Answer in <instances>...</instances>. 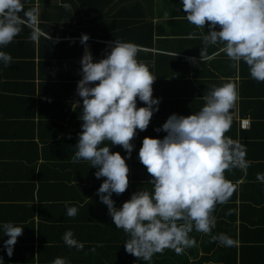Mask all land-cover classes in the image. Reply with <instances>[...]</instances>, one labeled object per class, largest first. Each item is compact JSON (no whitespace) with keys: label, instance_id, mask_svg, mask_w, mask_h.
<instances>
[{"label":"crops","instance_id":"obj_1","mask_svg":"<svg viewBox=\"0 0 264 264\" xmlns=\"http://www.w3.org/2000/svg\"><path fill=\"white\" fill-rule=\"evenodd\" d=\"M33 6L38 9L37 26L42 34L32 40V29L26 26L24 37H15L4 47L14 61L23 62L19 69L26 75L18 92L7 94L0 103V223L12 221L24 227L11 256L3 247L8 237H0L4 264H51L47 258L62 257L57 251L68 247L62 238L66 230L71 229L79 240L82 233L78 229L86 227L87 232V225L96 220L91 209L86 210L85 221L74 220L79 212L75 217L67 215L68 206L98 197L97 189L106 179L95 176L97 169L90 161L72 162L82 131L83 103L77 82L82 78L84 52L90 51L99 60L115 39L138 45L137 58L157 76L152 87L153 96L160 98L159 110L147 129H137L131 141L135 146L131 157L138 163L135 170L142 176L150 173L139 160V148L146 136L166 135L156 131V121L168 93H182L177 97L185 102L173 112L187 116L204 105L203 96L212 86L228 81L236 84L238 98L229 113L231 127L224 135L242 146L248 167L229 169L236 176L228 180L236 183L237 196L221 204L215 217L216 222L227 219L232 227L213 233H226L236 243L226 247L207 240L211 233L200 232L199 255L191 259H198V264H264V182L256 175L264 173V81L252 78L245 62L232 61L221 50L222 43L205 46L202 37L210 31V22L204 28L189 22L181 0H34ZM77 8L89 29L74 35V25L83 26ZM82 34L89 35L83 44L76 41ZM201 50L210 58L202 61ZM173 79L182 85H170ZM144 103L137 98V107ZM243 119H249L246 127H242ZM109 143L111 151L126 155L121 145ZM225 204L227 216L222 213Z\"/></svg>","mask_w":264,"mask_h":264},{"label":"clouds","instance_id":"obj_2","mask_svg":"<svg viewBox=\"0 0 264 264\" xmlns=\"http://www.w3.org/2000/svg\"><path fill=\"white\" fill-rule=\"evenodd\" d=\"M181 4L189 22L203 28L210 22V31L202 37L205 46L222 43L221 50L232 61L245 62L251 77L264 81V0H181ZM37 25V8L26 9L24 0H0V63H11V55L2 46L12 42L22 26L32 29V40L39 38L42 33ZM88 39V34H82L80 42ZM108 48L99 60L86 50L80 61L82 78L77 82V93L83 103L79 116L82 131L72 162L90 161L97 169L95 176L106 177L97 192L115 227L128 235L124 242L127 252L146 261L166 248L180 254L196 245L190 236L193 229L207 234L215 227L214 209L227 202L234 191L225 170L248 167L242 146L224 135L231 127L229 113L238 98L237 86L232 81L212 86L197 112L168 116L156 129L166 132L163 138H143L138 156L151 174L148 183L152 189H139L117 208L112 195L129 187L126 157H131L135 147L131 141L138 134L137 129H147L153 113L159 110L160 98L153 96L152 85L157 76L137 58L138 45L115 39ZM209 58L201 50L200 59ZM137 98L145 102L144 106L137 107ZM109 142L121 145L126 155L111 151ZM256 175L264 182V173ZM77 213L75 205L67 207L68 216ZM0 230V237H8L3 247L11 256L24 227L6 221L0 223ZM62 238L69 247L84 248V242L76 239L71 229ZM211 239L226 247L236 243L226 233L211 235ZM90 251L94 252L95 246ZM0 264H4L3 257ZM51 264L70 261L56 257Z\"/></svg>","mask_w":264,"mask_h":264},{"label":"trees","instance_id":"obj_3","mask_svg":"<svg viewBox=\"0 0 264 264\" xmlns=\"http://www.w3.org/2000/svg\"><path fill=\"white\" fill-rule=\"evenodd\" d=\"M33 2L34 0H24L25 8L26 9L33 8L34 7ZM77 9H78V17L80 21L83 22L82 23L83 26L75 27L74 25L73 28L74 35L81 34L85 32L87 29H89V27H87L88 22H86L85 19L84 20L82 19V16L80 15L79 12V8ZM44 17L46 18V20H48V17L45 14ZM91 20L94 21L93 18ZM90 28L94 29V26H91ZM25 30H26V26H22V31L16 36V38L24 37L26 35ZM76 41L78 42L81 40H76ZM4 47L6 48V46H2V50L6 51ZM9 54L12 56L11 53ZM20 66H23V62L20 60L14 61L12 59L11 63L7 66H5L3 63H0V103L5 102V98H7V94L10 95L12 92L15 93L18 92L17 90L18 86L22 85L24 81H26L23 79L24 77H26V75L25 74L22 75V71L19 69ZM34 73L35 70L33 69L30 72L32 77H34ZM170 85L173 86L182 85V81L178 79H173L172 81H170ZM180 95H182L180 91H174L173 93H168L167 96H165V98L162 99L163 101H161V107H163V109L161 108L162 112L159 113V119L156 121V126L160 127L167 120L169 115H171L172 113H176L173 111H177L181 109L180 105L182 102L185 101L183 99H178L181 98V97H177ZM130 158H134V159L131 160ZM130 158L126 159V163L129 165L130 168L129 187L119 195H117L116 193H113L112 195V199L115 201V207L117 208L121 207L123 202L130 199L131 194L138 191L139 189L141 188L147 190L152 189V185L148 183L151 179V174H148L146 177L145 174L144 176L138 174L137 171L135 170V167L138 164V163L136 164L137 159H135V157H130ZM130 162H132V164ZM145 168L146 166L144 165L143 169ZM138 169H141V167L137 166V170ZM237 172H239V170ZM225 177L227 179H232V177H236V176L233 175L232 172H230V170L228 169V172L225 171ZM232 184L234 185V191L228 200H231L232 197L237 196L238 187L236 183H232ZM106 206L107 205L104 204L99 199V196L95 197V199H92L87 203H84L83 205H76L80 215L82 213H83L82 215L86 214L87 209L88 210L91 209L92 213H94V211L96 212L94 213L96 220L91 221V224L87 225V232H85L86 227H81V228H79V226L77 227L79 228L78 229L79 234L82 233V236L79 237L80 238L79 240L84 242L86 241L88 243L84 244L83 249H79V250L76 249L75 247H69V246H68L69 248L66 247L67 250L60 249L59 251H57L59 252L57 253V255H63L62 257L70 261V264H198L199 260L191 259L192 258L191 255L194 256L197 255V257L199 255L198 244L201 240V237L199 236L200 234L198 233L200 232L193 229V231L190 233V236L195 238L196 245L190 248H186L182 253L177 254L174 250L166 248L163 252L153 254L151 259L146 261L142 258L136 257L134 254L129 253L125 250L124 242L128 239V235L124 232L122 228L115 227L112 217L109 215ZM227 206H228L227 204L223 205V207L226 210L223 209L224 211L222 213L225 216H227V214L229 213V208ZM221 207H222L221 204H217L213 212L214 216L216 212L221 210ZM80 215L74 218V220L77 219L78 221L81 219V221H85L86 216L85 215L80 216ZM231 227L232 225L227 219L224 220V222L221 220L217 221L215 227L212 229L211 234L207 236V240L211 239V235H213V233H215V231H217L218 229L219 230L229 229ZM86 233L88 235H86ZM212 242L216 243V241H212ZM94 246H95V251L94 252L90 251V249ZM63 247L64 246H62L61 248ZM212 248L213 245L208 246V249H212ZM53 260L54 259L52 258H47L46 261L51 263V261Z\"/></svg>","mask_w":264,"mask_h":264},{"label":"built area","instance_id":"obj_4","mask_svg":"<svg viewBox=\"0 0 264 264\" xmlns=\"http://www.w3.org/2000/svg\"><path fill=\"white\" fill-rule=\"evenodd\" d=\"M241 124H242V127H246L249 124V119H243Z\"/></svg>","mask_w":264,"mask_h":264}]
</instances>
